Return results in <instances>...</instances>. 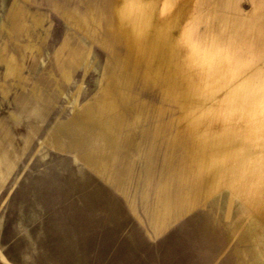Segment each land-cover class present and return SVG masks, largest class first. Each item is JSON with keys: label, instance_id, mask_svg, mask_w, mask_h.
Listing matches in <instances>:
<instances>
[{"label": "rangeland", "instance_id": "obj_1", "mask_svg": "<svg viewBox=\"0 0 264 264\" xmlns=\"http://www.w3.org/2000/svg\"><path fill=\"white\" fill-rule=\"evenodd\" d=\"M120 6L176 36L199 90L128 47ZM220 162L245 174L211 193ZM259 165L264 0H0V264H264Z\"/></svg>", "mask_w": 264, "mask_h": 264}, {"label": "bare ground", "instance_id": "obj_2", "mask_svg": "<svg viewBox=\"0 0 264 264\" xmlns=\"http://www.w3.org/2000/svg\"><path fill=\"white\" fill-rule=\"evenodd\" d=\"M128 12H129V8L124 6H120L118 11L120 22L123 27L122 32L123 35L125 36L128 47L136 51L139 54V57L145 63L150 62L151 64H156L159 71L161 68L170 70L178 66L182 70L184 69L187 80L190 81V84L188 83L189 86L190 87L194 86L196 90H199V88L203 85V83L206 82V75L202 74V72L200 71L189 69L191 68V66L189 65L188 58H186L185 56V52L187 51V49L182 48L181 46H176L175 44L176 36L169 34L167 35L163 32L161 33L159 32V28L156 29L153 28L151 24V16L145 15L144 17L138 20H134L128 17L127 15ZM146 14H149V12H147ZM162 24H163L162 22L158 23L159 26ZM163 28L164 27H162V31ZM210 78L211 77H209L208 80H210ZM190 107H192V111L195 110V112H201L203 110L204 103L193 102L191 103ZM186 115H189V113L187 112ZM233 119L235 120L236 117H234ZM218 122L219 124L217 125L215 123L213 124L210 120V122L208 121L206 123H202L201 125L199 124L197 117L192 118V116H189V123L192 124L191 126L197 135L200 134L204 135L206 129L217 128L218 133L214 137L216 139L223 138V134H221V130L226 127L224 125H221L223 124L222 123L223 121H218ZM242 137H245V135L243 134ZM211 142L214 144L215 140L212 139ZM183 145L186 147L185 156H189V159L191 158L193 159L194 145L193 143L188 144L185 140L182 141V137L176 140L172 144V146L174 147L173 151H175L177 147ZM237 145L238 143H236L234 147H237ZM226 149L227 148L225 145H223L218 149H215L214 147L211 148V151L214 152V155H217V159H215L216 161H220L222 159L218 155H225ZM202 157H203L202 163H205L203 167L206 168L209 165L210 161L207 157L205 156ZM183 158L181 161L185 162ZM263 169H264V165H259L256 168L249 169V171L253 172L254 173L253 177H255V175H257V172H262ZM228 170L230 169L228 168ZM208 174H209L210 192L213 193L223 188V186L231 187V184L235 179L241 177L243 178L245 171L240 169L238 171L236 170L235 173L232 175L229 173L227 174L223 169V165L220 162ZM249 186H250L249 181H246L242 184L240 183L238 184L235 194L238 195L242 201L243 198L246 196L245 193L249 188ZM254 188H255L254 191H256V189L259 190L260 189L259 183H254ZM231 194L234 193L231 192ZM262 205L263 203L258 202L255 208L256 209L261 208ZM246 236L249 241L254 242V246L256 247V250L253 252L254 259L260 263L264 262V223H262L259 219L255 218L249 224V227L247 228L246 231ZM258 243H260V246H258Z\"/></svg>", "mask_w": 264, "mask_h": 264}]
</instances>
